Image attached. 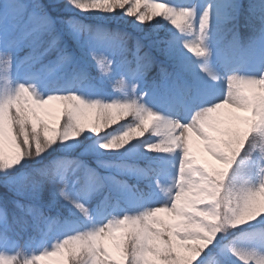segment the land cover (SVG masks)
Returning a JSON list of instances; mask_svg holds the SVG:
<instances>
[{"label": "snow or ice", "instance_id": "1", "mask_svg": "<svg viewBox=\"0 0 264 264\" xmlns=\"http://www.w3.org/2000/svg\"><path fill=\"white\" fill-rule=\"evenodd\" d=\"M50 258L264 264V0H0V264Z\"/></svg>", "mask_w": 264, "mask_h": 264}, {"label": "rangeland", "instance_id": "2", "mask_svg": "<svg viewBox=\"0 0 264 264\" xmlns=\"http://www.w3.org/2000/svg\"><path fill=\"white\" fill-rule=\"evenodd\" d=\"M209 161H210V163H215V161H213L212 159H211V157H209ZM57 259L58 258H50L47 262H46V264H56V261H57Z\"/></svg>", "mask_w": 264, "mask_h": 264}, {"label": "trees", "instance_id": "3", "mask_svg": "<svg viewBox=\"0 0 264 264\" xmlns=\"http://www.w3.org/2000/svg\"><path fill=\"white\" fill-rule=\"evenodd\" d=\"M44 2H47V0H44ZM55 14V13H54ZM21 55H23V53H21ZM130 119V118H129ZM123 122V121H121ZM110 130V129H109ZM20 243L23 245L24 244V240H21Z\"/></svg>", "mask_w": 264, "mask_h": 264}]
</instances>
